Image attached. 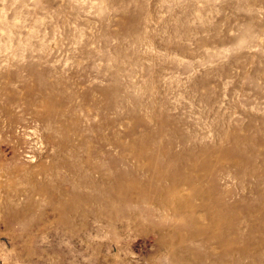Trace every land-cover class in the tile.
Masks as SVG:
<instances>
[{
	"label": "rangeland",
	"instance_id": "374dc122",
	"mask_svg": "<svg viewBox=\"0 0 264 264\" xmlns=\"http://www.w3.org/2000/svg\"><path fill=\"white\" fill-rule=\"evenodd\" d=\"M0 264H264V0H0Z\"/></svg>",
	"mask_w": 264,
	"mask_h": 264
}]
</instances>
